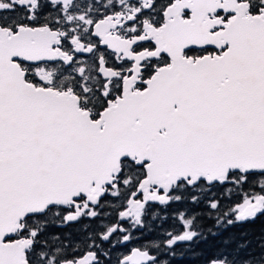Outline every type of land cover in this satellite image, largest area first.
<instances>
[{
  "label": "snow or ice",
  "instance_id": "6c2138e0",
  "mask_svg": "<svg viewBox=\"0 0 264 264\" xmlns=\"http://www.w3.org/2000/svg\"><path fill=\"white\" fill-rule=\"evenodd\" d=\"M259 217L264 0H0V264H171ZM245 235L204 264H264Z\"/></svg>",
  "mask_w": 264,
  "mask_h": 264
},
{
  "label": "trees",
  "instance_id": "16d2710c",
  "mask_svg": "<svg viewBox=\"0 0 264 264\" xmlns=\"http://www.w3.org/2000/svg\"><path fill=\"white\" fill-rule=\"evenodd\" d=\"M160 223L161 221H156L157 225ZM172 223L173 221L168 219L164 222V228H170ZM261 233H264V217H259L252 223L235 225L216 238H209L206 241H201L192 245L191 248L186 247L183 244L177 245V255L171 258V264H204L205 257L221 247L222 241L225 238L234 236L237 239H240L242 234H246L244 238L252 240L253 244H255L256 238L259 237ZM156 234V231H153L151 234L146 233L145 235L146 238H151V236ZM234 246L235 244L230 245L229 247ZM241 255H243V253Z\"/></svg>",
  "mask_w": 264,
  "mask_h": 264
}]
</instances>
